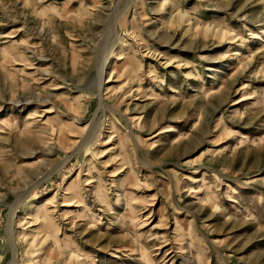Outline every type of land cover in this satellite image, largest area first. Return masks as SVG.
Segmentation results:
<instances>
[{
    "label": "rangeland",
    "instance_id": "374dc122",
    "mask_svg": "<svg viewBox=\"0 0 264 264\" xmlns=\"http://www.w3.org/2000/svg\"><path fill=\"white\" fill-rule=\"evenodd\" d=\"M0 264H264V0H0Z\"/></svg>",
    "mask_w": 264,
    "mask_h": 264
},
{
    "label": "bare ground",
    "instance_id": "6f19581e",
    "mask_svg": "<svg viewBox=\"0 0 264 264\" xmlns=\"http://www.w3.org/2000/svg\"><path fill=\"white\" fill-rule=\"evenodd\" d=\"M15 208V207H14ZM14 212V211H13Z\"/></svg>",
    "mask_w": 264,
    "mask_h": 264
}]
</instances>
